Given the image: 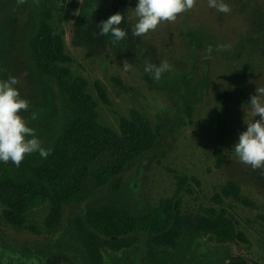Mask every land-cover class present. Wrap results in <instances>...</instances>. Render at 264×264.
<instances>
[{"label": "rangeland", "instance_id": "1", "mask_svg": "<svg viewBox=\"0 0 264 264\" xmlns=\"http://www.w3.org/2000/svg\"><path fill=\"white\" fill-rule=\"evenodd\" d=\"M224 2L231 9L227 14L210 8L208 0H196L175 22L133 37L136 20L128 17L138 0H96L91 15L94 0H26L24 4L0 0V79L11 76L19 81L16 87L30 105L21 115L42 145L63 117L56 85L39 76L28 52L43 9L51 12V24L63 34L72 75L88 82L99 122L118 131L120 116L135 108L159 129V147L122 176L121 196L133 210L139 213L170 198L177 176H195L199 186L190 182L192 193L180 195L181 214L194 216L209 206L224 208L225 216L234 218V228L246 237V242L221 244L199 235L184 257L173 261L169 250L152 247L144 233H137L138 242L126 251L102 250L101 264H264V170L240 162L233 147L253 119L250 96L256 87H264V0ZM116 12L126 17L120 27L128 37L121 46L111 47L107 36L98 34V25ZM165 60L171 68L158 81L144 72L146 63L159 65ZM96 80L106 87L110 105L97 97ZM223 106L220 130L210 120H216ZM229 182L238 187V199L222 197V203L215 204L212 197ZM83 208V204L66 205L54 230L44 226L46 205L33 208L25 225H33L34 232L6 223L0 206V248L28 264H87L83 247L72 238L73 221Z\"/></svg>", "mask_w": 264, "mask_h": 264}, {"label": "trees", "instance_id": "2", "mask_svg": "<svg viewBox=\"0 0 264 264\" xmlns=\"http://www.w3.org/2000/svg\"><path fill=\"white\" fill-rule=\"evenodd\" d=\"M50 17L49 10H41L28 52L39 76L56 85L63 117L55 134L42 145L50 150L47 158L35 152L26 155L18 167L0 162L3 220L37 232L33 225H25L28 211L45 204L44 226L54 230L66 205L83 204V212L73 221V239L83 247L87 264H100L104 249L126 251L138 242L137 233H144L152 247L169 250L173 261L183 258L199 235H208L221 244L246 242L245 235L234 228V218L225 216L224 208L209 206L194 216L181 214L180 195L192 193L190 182L199 186L195 176H177V187L170 198L139 213L133 210L121 196L122 176L159 147V129L135 108L127 116H120L118 131L99 122L97 102L88 91V82L72 75L67 66L72 58L65 52L63 34L51 24ZM113 40L109 33L108 44L121 46L122 41ZM93 86L99 100L110 105L103 83L96 80ZM225 113L223 106L222 113L210 123L223 130ZM238 193V187L229 182L212 200L221 204L222 197L238 199Z\"/></svg>", "mask_w": 264, "mask_h": 264}, {"label": "clouds", "instance_id": "3", "mask_svg": "<svg viewBox=\"0 0 264 264\" xmlns=\"http://www.w3.org/2000/svg\"><path fill=\"white\" fill-rule=\"evenodd\" d=\"M25 2L26 0H17L18 4ZM195 4L196 0H138L128 17H134L136 20L131 35H147L162 23L175 22L178 15L192 9ZM97 6L94 0L90 15ZM208 6L225 14L231 11L224 0H208ZM125 19V15L120 12L110 15L99 23L98 34L106 37L110 33L114 43L126 40L128 32L120 27ZM211 51L210 46L207 52ZM170 68L171 65L166 60L161 61L159 65L148 62L144 72L152 74V78L158 81ZM124 70L127 71L128 68L125 67ZM18 83L16 77L0 79V162H12L17 167L26 155L38 152L42 158H47L50 154V150L42 146L35 129L29 126V120L21 115L22 112L28 111L30 105L21 97L16 87ZM249 104L253 119L246 123V130L239 134L238 142L233 147L240 162L250 165L253 170H264V87H256L255 94L250 96ZM257 116L259 119H255ZM36 118L37 114L33 112L31 119Z\"/></svg>", "mask_w": 264, "mask_h": 264}, {"label": "flooded vegetation", "instance_id": "4", "mask_svg": "<svg viewBox=\"0 0 264 264\" xmlns=\"http://www.w3.org/2000/svg\"><path fill=\"white\" fill-rule=\"evenodd\" d=\"M109 251H111V250H109ZM0 264H28V263H26L24 260L22 261V260L15 259L14 255L12 253H9L7 251H3L0 248Z\"/></svg>", "mask_w": 264, "mask_h": 264}]
</instances>
